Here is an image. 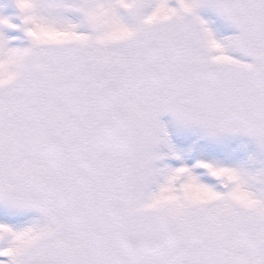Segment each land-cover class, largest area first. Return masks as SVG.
Returning a JSON list of instances; mask_svg holds the SVG:
<instances>
[{
	"label": "snow or ice",
	"instance_id": "snow-or-ice-1",
	"mask_svg": "<svg viewBox=\"0 0 264 264\" xmlns=\"http://www.w3.org/2000/svg\"><path fill=\"white\" fill-rule=\"evenodd\" d=\"M0 264H264V0H0Z\"/></svg>",
	"mask_w": 264,
	"mask_h": 264
}]
</instances>
